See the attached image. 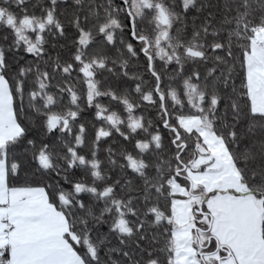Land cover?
Masks as SVG:
<instances>
[{"label": "snow or ice", "instance_id": "1", "mask_svg": "<svg viewBox=\"0 0 264 264\" xmlns=\"http://www.w3.org/2000/svg\"><path fill=\"white\" fill-rule=\"evenodd\" d=\"M0 264H264V0H0Z\"/></svg>", "mask_w": 264, "mask_h": 264}]
</instances>
